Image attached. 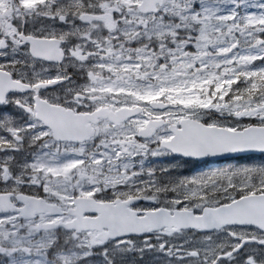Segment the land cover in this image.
<instances>
[{
	"label": "snow or ice",
	"instance_id": "6c2138e0",
	"mask_svg": "<svg viewBox=\"0 0 264 264\" xmlns=\"http://www.w3.org/2000/svg\"><path fill=\"white\" fill-rule=\"evenodd\" d=\"M0 264H264V0H0Z\"/></svg>",
	"mask_w": 264,
	"mask_h": 264
},
{
	"label": "flooded vegetation",
	"instance_id": "af4514ba",
	"mask_svg": "<svg viewBox=\"0 0 264 264\" xmlns=\"http://www.w3.org/2000/svg\"><path fill=\"white\" fill-rule=\"evenodd\" d=\"M256 158H259V157H256ZM206 159L211 160V159H209V158H206Z\"/></svg>",
	"mask_w": 264,
	"mask_h": 264
},
{
	"label": "rangeland",
	"instance_id": "374dc122",
	"mask_svg": "<svg viewBox=\"0 0 264 264\" xmlns=\"http://www.w3.org/2000/svg\"><path fill=\"white\" fill-rule=\"evenodd\" d=\"M257 160H259V159H261V157H259V158H256Z\"/></svg>",
	"mask_w": 264,
	"mask_h": 264
},
{
	"label": "water",
	"instance_id": "95a60500",
	"mask_svg": "<svg viewBox=\"0 0 264 264\" xmlns=\"http://www.w3.org/2000/svg\"><path fill=\"white\" fill-rule=\"evenodd\" d=\"M230 155H234V154H230ZM211 159H215V158H211Z\"/></svg>",
	"mask_w": 264,
	"mask_h": 264
}]
</instances>
